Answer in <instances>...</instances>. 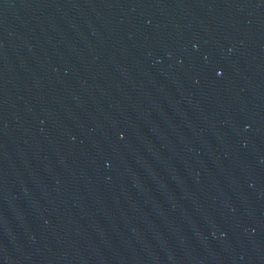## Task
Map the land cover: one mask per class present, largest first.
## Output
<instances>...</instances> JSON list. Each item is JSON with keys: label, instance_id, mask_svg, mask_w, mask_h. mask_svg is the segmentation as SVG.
<instances>
[{"label": "water", "instance_id": "water-1", "mask_svg": "<svg viewBox=\"0 0 264 264\" xmlns=\"http://www.w3.org/2000/svg\"><path fill=\"white\" fill-rule=\"evenodd\" d=\"M0 264H264V0H0Z\"/></svg>", "mask_w": 264, "mask_h": 264}]
</instances>
